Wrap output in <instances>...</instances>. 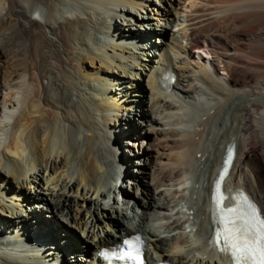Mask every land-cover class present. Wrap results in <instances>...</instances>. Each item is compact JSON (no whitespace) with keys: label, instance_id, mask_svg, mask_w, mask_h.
<instances>
[{"label":"bare ground","instance_id":"6f19581e","mask_svg":"<svg viewBox=\"0 0 264 264\" xmlns=\"http://www.w3.org/2000/svg\"><path fill=\"white\" fill-rule=\"evenodd\" d=\"M263 2L0 0V264L60 262L24 241L36 223L75 264L131 237L144 264H231L212 194L234 146L227 203L243 191L264 215ZM148 10L183 25L147 32Z\"/></svg>","mask_w":264,"mask_h":264},{"label":"snow or ice","instance_id":"6c2138e0","mask_svg":"<svg viewBox=\"0 0 264 264\" xmlns=\"http://www.w3.org/2000/svg\"><path fill=\"white\" fill-rule=\"evenodd\" d=\"M223 230L215 233L213 243L224 239L233 264H264V218L251 204L226 210Z\"/></svg>","mask_w":264,"mask_h":264},{"label":"rangeland","instance_id":"374dc122","mask_svg":"<svg viewBox=\"0 0 264 264\" xmlns=\"http://www.w3.org/2000/svg\"><path fill=\"white\" fill-rule=\"evenodd\" d=\"M245 2H253V1H257V0H244ZM258 1H261V2H263L264 0H258ZM188 2V1H187ZM264 3V2H263ZM186 6H188V4H186ZM183 11L184 10H186V8H185V6H183L182 8H181ZM187 10L188 11H190V9L189 8H187ZM140 13V15H145L146 16V18H147V16H152V17H155V18H153V19H151L150 21H148V22H145L144 23V25L146 26V27H150V30H148L147 32H154V33H159V32H161L162 30H165V35H166V37H170L171 35H173V34H175V33H177L178 31V27H180L181 25H183V17H180V19H176V20H174V18L172 19H170V20H166V19H164V18H161V20H158V18H157V16H155V14H154V12H150L149 10L147 11V13H145V11H144V13L142 12H139ZM138 13V14H139ZM173 20V21H172ZM128 28V29H127ZM129 28H130V26H126V27H122V29H123V31L125 30V33H129ZM151 29H156L155 31H153V30H151ZM159 30V31H158ZM141 32H143L144 33V30H142ZM167 33V34H166ZM153 39H155L156 41H158L159 39H161V37L160 36H158L157 34H154V36H153ZM194 55H200L201 57H203V58H209V56L206 54V53H204L203 51H202V49H200V50H196V49H194ZM156 56H158V55H156ZM142 73H143V71H141ZM124 114H126V113H124ZM132 123L134 122V120L132 119V120H130ZM143 142H144V139H139V140H137L136 139V145L137 146H139L140 148L142 147V145H143ZM145 143H146V141H145ZM122 143H121V141L119 140L118 141V145H121ZM120 149H121V151L119 150V155H123V157L125 156L126 157V155L129 157V158H133L134 157V155H132V153L131 152H129V150H127L126 148H124V147H120V146H118ZM121 168H123V169H125V170H127L128 171V166H126V164L124 163V165H122L121 166ZM129 170L131 171V172H134L133 174H137L135 171H137V169H136V166H134V165H132L131 167H129ZM138 175V174H137ZM133 192V191H132ZM131 192V193H132ZM56 218V220H57V223H58V226H59V228H60V230H61V233H64V234H66V233H68V232H70L71 230H72V228H71V226H70V224H69V222L67 221V219L65 220V218L64 217H59V216H57V217H55ZM36 225H37V227L39 228V233H37V235L36 236H32V238L33 239H31V238H27V239H24V241L25 242H27V243H34L35 241H40V242H43L44 244H45V246L47 247V250H48V253H50V255L52 256V251L55 249V248H59L61 251H62V254L64 255V257L62 258V259H60V262H57V259H59V257L56 259V258H51L50 257V260H49V264H75L76 263V259H79L80 258V254L82 255L83 253H80V252H76V254H75V252L71 249V247H68V246H66L65 247V249H64V245L66 244V243H63L62 245H60V243L58 242V241H56V240H54V239H56L55 237L56 236H54V237H48V242H50L49 244L47 243V238H46V240L42 237V236H44V234H42V233H40V230L42 231V229H43V226H45L44 224L42 225V223H36ZM47 237V236H46ZM52 241H54V243H51ZM61 241V240H60ZM57 243V244H56ZM54 245V246H53ZM66 245H68V244H66ZM63 246V247H62ZM83 246V245H82ZM55 247V248H54ZM70 248V249H69ZM74 248V247H73ZM61 251L59 252V255L61 256ZM81 251V250H80ZM56 253V252H55ZM76 257V258H75ZM37 258H39L38 256H37ZM54 259L56 260V261H54ZM62 262V263H61Z\"/></svg>","mask_w":264,"mask_h":264}]
</instances>
